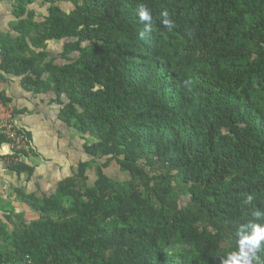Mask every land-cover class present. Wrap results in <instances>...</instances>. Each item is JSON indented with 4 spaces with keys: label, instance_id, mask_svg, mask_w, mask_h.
Instances as JSON below:
<instances>
[{
    "label": "trees",
    "instance_id": "trees-1",
    "mask_svg": "<svg viewBox=\"0 0 264 264\" xmlns=\"http://www.w3.org/2000/svg\"><path fill=\"white\" fill-rule=\"evenodd\" d=\"M16 1L0 69L53 94L85 159L50 194L17 191L40 218L17 214L0 264H230L237 232L264 224V0H67L69 12L50 0L39 22ZM50 41L61 63L46 61ZM111 161L126 183L104 172ZM0 211L16 221L11 201ZM256 255L264 264V241Z\"/></svg>",
    "mask_w": 264,
    "mask_h": 264
},
{
    "label": "crops",
    "instance_id": "crops-1",
    "mask_svg": "<svg viewBox=\"0 0 264 264\" xmlns=\"http://www.w3.org/2000/svg\"><path fill=\"white\" fill-rule=\"evenodd\" d=\"M16 4V0H0V39L5 34L16 35L13 29L17 20L14 12ZM39 13L34 10L35 15ZM0 96L13 105L17 126L30 134V144L24 150L26 154H21L19 162L33 169L31 173H18L12 169L5 161L11 153L10 146L0 137V197L11 201L14 212L22 215L27 222L37 220L40 214L20 200L17 191L24 194L54 192L59 182L73 175L77 163L85 159V155L80 153L77 139L70 136V131L59 120V106L52 102V93L27 90L20 76L0 69ZM4 188L6 198L1 196ZM2 224L9 227L12 223H7L4 212L0 211Z\"/></svg>",
    "mask_w": 264,
    "mask_h": 264
},
{
    "label": "rangeland",
    "instance_id": "rangeland-1",
    "mask_svg": "<svg viewBox=\"0 0 264 264\" xmlns=\"http://www.w3.org/2000/svg\"><path fill=\"white\" fill-rule=\"evenodd\" d=\"M53 3L59 4L66 12H69L74 8L71 2L67 0H51ZM50 0H30L29 2H26V7L28 9V12L32 14V20L39 22L44 20V18L48 15V9L50 5L52 4ZM42 3V5H39ZM34 10H37V12H40L39 14L35 15ZM48 56L46 57V61H54L55 63H61L62 62V57H61V50H62V43L61 42H48L44 48ZM80 143L83 142L79 141ZM78 164V163H77ZM104 172L112 179L118 180L120 182L126 183L129 180L128 174L126 172L121 171L120 166L115 162L111 161L110 164L103 169ZM87 183H93L94 180L96 179L95 176V171L94 169H88L87 170ZM173 188L174 190L179 191L180 196L178 203L179 204H185L189 200V195L187 194L185 188L182 184H179V182H173ZM55 191V190H54ZM34 211V210H33ZM36 212V211H35ZM38 213V212H37ZM17 214L18 213H13L11 214V219L16 220L17 222ZM39 219V218H38ZM7 223L9 221L6 220ZM15 221H11L12 223L9 227L5 226V224L0 225V247L4 246L3 243V238L11 234L13 229L17 228ZM20 223V222H19ZM19 226V225H18ZM185 249V248H184Z\"/></svg>",
    "mask_w": 264,
    "mask_h": 264
},
{
    "label": "clouds",
    "instance_id": "clouds-1",
    "mask_svg": "<svg viewBox=\"0 0 264 264\" xmlns=\"http://www.w3.org/2000/svg\"><path fill=\"white\" fill-rule=\"evenodd\" d=\"M162 23L169 30L173 27V22L170 21L167 11L161 13ZM138 18L141 22H146L144 29L138 33L141 40L146 38V35L151 31L152 14L147 6L141 5L138 9ZM252 197L248 196L246 203H251ZM254 217L259 220L264 217V211L257 210L254 212ZM239 253L230 258V264H253L254 260H258L256 253L260 250L261 241H264V224L251 225V231L240 229L237 232Z\"/></svg>",
    "mask_w": 264,
    "mask_h": 264
},
{
    "label": "built area",
    "instance_id": "built-area-1",
    "mask_svg": "<svg viewBox=\"0 0 264 264\" xmlns=\"http://www.w3.org/2000/svg\"><path fill=\"white\" fill-rule=\"evenodd\" d=\"M0 137L10 146L11 153L5 158L9 166L19 162L21 153L28 149V140L23 131L15 122V110L13 105L0 99ZM1 196L7 197L5 188L1 191Z\"/></svg>",
    "mask_w": 264,
    "mask_h": 264
}]
</instances>
